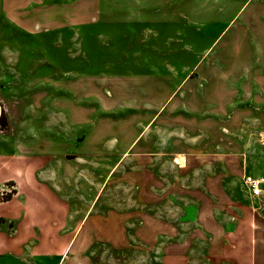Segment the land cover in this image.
I'll use <instances>...</instances> for the list:
<instances>
[{
	"label": "rangeland",
	"instance_id": "374dc122",
	"mask_svg": "<svg viewBox=\"0 0 264 264\" xmlns=\"http://www.w3.org/2000/svg\"><path fill=\"white\" fill-rule=\"evenodd\" d=\"M263 69L264 0H0V156L17 154V141L23 162H31L27 152L49 136L41 131L62 120L53 109L71 105L79 134L97 123L88 146L105 144L103 164L89 163L81 175L90 206L131 139L165 106L139 149L163 154L151 178L140 173L150 205H141L132 178L131 185L123 179L144 173L145 163L127 157L95 209L131 199V211L141 205L139 219L131 220L127 244L86 252L93 264H165V257L230 264L208 257L217 237L253 255L249 221L263 202L250 201L242 175L264 165V112L238 104L262 83ZM16 193L2 197L0 208ZM38 200L25 187L13 219H0V264H59L63 248L34 244L48 229L30 228L31 219L17 214H32ZM79 249L62 264H85L83 255L73 260L85 252Z\"/></svg>",
	"mask_w": 264,
	"mask_h": 264
},
{
	"label": "crops",
	"instance_id": "0c3cea01",
	"mask_svg": "<svg viewBox=\"0 0 264 264\" xmlns=\"http://www.w3.org/2000/svg\"><path fill=\"white\" fill-rule=\"evenodd\" d=\"M262 72L264 73V69ZM246 101L245 104L242 102L240 105L238 104V108L242 109V106H245L247 112H254V110L264 112V80L259 85L253 86V90L247 93ZM253 101L259 102V104L253 105ZM164 107H161L155 115V118L145 127H142L137 135L131 139V144L126 146L128 151L123 153L119 161H113L115 164L114 167L108 172L106 179L104 181L102 180L101 184L97 187L90 206L86 205L87 198L86 194L82 191L84 182L81 179V175H86L85 168L89 163L95 162L101 165L104 162V153L106 152L105 144L103 142H92L91 146H88V136L93 133L97 123L94 126L88 127V131L83 134L85 135L84 139H81L83 135L79 134L76 128L77 125H81V122L78 121L75 124L72 122V117L75 116L78 110L72 109L71 105L67 104L63 108L53 109L59 110L56 111L58 113L63 112L62 120L55 121L57 124H53L48 130L41 131L43 133L49 132V136H40L31 150L27 152L29 156H32L31 162H23L25 153H23L22 157L19 155L22 145L17 141H15L18 150L17 154L13 153L11 155V153H8L0 156V185L7 182H14L15 190L17 191L13 199L4 207L0 208V219L6 218L9 221L13 219L10 214L11 207L21 200L23 189L27 187L33 191L34 196L39 198L37 206L32 210V214L30 213L31 210L27 208L18 210L17 214L27 222L31 219V224L28 223L29 226H32L30 228L48 229L42 232L43 235L40 234L41 236L39 237L36 235L38 241L34 244L42 243L53 247L55 246L54 248H63L59 264L65 262L69 252L77 245H80L79 251L85 250V252L75 253L73 260H76L79 255H83L80 263L86 261L85 264H93V259L86 252L88 246L107 244L118 247L127 244L129 241L128 232L131 229V220L139 219L137 213H139L140 209L138 207L141 205L146 207V205L149 206L151 203L150 196H145L149 192H146L145 187H141L142 179H140V173H147V176L149 175V178H151L152 162L161 159V155H163L162 153L155 152L144 153L140 152L139 149L142 145H147V138L143 139V137H146L154 120L164 111ZM245 110L243 109V111ZM61 122L64 123L61 124ZM99 132L100 130L96 131V133ZM261 135L264 139V131ZM40 140L42 142H39ZM4 141L9 142L7 139ZM130 150L131 155L129 154ZM127 157L131 161L136 158L143 160L145 163L144 173L139 171L136 173L129 172L123 178L124 180L127 179L126 181L130 185L132 178V184L135 185V191L139 198L143 193L144 199H139L141 205L139 204L136 209L131 211L130 199L125 200L127 203H121L111 211H105L103 208L100 209L101 211L98 208L95 209L105 186L111 181L118 166ZM177 158L184 160L183 156H177L176 161ZM175 163L180 165L178 162ZM73 165L79 167L73 170ZM114 170L115 172L112 174ZM29 174H31V179ZM246 174L248 173H246L245 168L242 178ZM254 174L252 176H264V165ZM149 178L147 177V180ZM84 186L86 187L85 184ZM245 192L251 202L257 200L263 202V205L255 209L256 216L254 218L252 217L249 221V224L254 227L256 234L255 242H253V255H248L249 252L247 253L243 248L237 249V245L233 244L232 241H225L217 237L212 241L217 245L212 247L208 257L213 263L228 262L232 264L234 262L235 264H247L249 261V264H252V262L253 264H258L260 259H264V193L260 199H252L246 190ZM73 199L75 202L74 207L72 204ZM39 201H45L44 203H47V205L40 204ZM257 222H260L261 225L256 226ZM20 232L22 236L27 235L26 229ZM26 242L24 244L32 243ZM55 244L62 245L59 247ZM182 259L181 257H165L164 263L184 264V260L182 261Z\"/></svg>",
	"mask_w": 264,
	"mask_h": 264
},
{
	"label": "built area",
	"instance_id": "2783aa9c",
	"mask_svg": "<svg viewBox=\"0 0 264 264\" xmlns=\"http://www.w3.org/2000/svg\"><path fill=\"white\" fill-rule=\"evenodd\" d=\"M243 185L245 187V190L248 192L250 197L252 199H260L264 193V176L261 177H255L249 174H246L242 178ZM15 190V186L12 185V187L8 186H2L0 188V199L4 197L5 195H8L12 192V190Z\"/></svg>",
	"mask_w": 264,
	"mask_h": 264
},
{
	"label": "bare ground",
	"instance_id": "6f19581e",
	"mask_svg": "<svg viewBox=\"0 0 264 264\" xmlns=\"http://www.w3.org/2000/svg\"><path fill=\"white\" fill-rule=\"evenodd\" d=\"M182 161H183V159H182V158H177V162H178L179 164H181V163H182Z\"/></svg>",
	"mask_w": 264,
	"mask_h": 264
}]
</instances>
